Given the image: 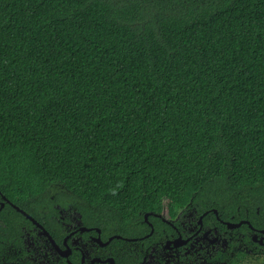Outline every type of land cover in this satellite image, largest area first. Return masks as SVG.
Wrapping results in <instances>:
<instances>
[{"label":"trees","instance_id":"16d2710c","mask_svg":"<svg viewBox=\"0 0 264 264\" xmlns=\"http://www.w3.org/2000/svg\"><path fill=\"white\" fill-rule=\"evenodd\" d=\"M3 197L61 247L63 211L92 229L71 247L137 239L84 242L115 264H143L177 235L163 219L189 217L232 233L208 262L264 264L249 225L222 223L264 230V0H0ZM10 203L0 264H19L14 249L80 264L75 249L30 259L23 230L38 228Z\"/></svg>","mask_w":264,"mask_h":264},{"label":"flooded vegetation","instance_id":"af4514ba","mask_svg":"<svg viewBox=\"0 0 264 264\" xmlns=\"http://www.w3.org/2000/svg\"><path fill=\"white\" fill-rule=\"evenodd\" d=\"M7 202L10 203L5 198H4V202H0V211L2 208L5 207V204ZM2 203H4L3 207H2ZM11 205L13 207L15 206L13 204H11ZM157 216L160 218V215H157ZM65 218L66 217L61 212L60 213V219L64 220ZM163 220L175 229L177 235L174 236V238L167 240L161 249H160L159 244L152 247L151 249H147V248L143 249L142 248L143 250L141 249V252L144 254L143 264H186L188 262V260H190L191 258H194V259L205 258L202 254L204 252L206 253V256L208 257L206 264H212V263L208 262V260L213 259V253L219 252V251H226L229 248V242L233 239L232 233H228L227 231H225L224 235H223L219 232L220 230H217L216 228L215 229L214 228L213 229L212 228L205 229L203 222H202V224L199 223V226H197L195 224V222H193V220L192 221L190 220V217L188 218L187 222L182 221L180 223V228L174 226L172 224V221H169L166 219H163ZM145 221L150 226V222L148 221V219ZM222 223L229 229V227L226 224L228 222H222ZM244 225H249L251 230H254L255 233L249 234V238L252 241H254L255 243L259 244V246L261 247L260 250L263 251L262 254L264 256V234H263L264 230L254 229L253 226L250 225V223L244 224ZM76 227H78V228L76 229ZM70 229H72L71 233L76 232L70 238H72L73 236L77 235L78 232H80L79 231V229H80L79 224L72 225L70 227ZM229 230H234V229H229ZM90 232H92V229L89 232L87 231V233H90ZM97 234L98 235H93V234L90 235L88 240H90V242H92L93 244H97V246L101 247V245L96 243L94 240L98 236L101 237V231H100V234L97 231ZM22 237L25 240V244H27L29 246V249H28L29 255L28 256L32 260H33V258H32L33 255L35 257L39 255L40 258L47 259L48 262L49 261L50 262H57L60 258L67 259V260L70 258V257L69 258L63 257L58 252H56V250L52 246L51 242L44 235L43 231L40 228H38V230L29 228L28 231L26 229H24ZM43 237H45L46 240H44ZM180 237H182L183 240H189V241L187 244H184V245L180 244L179 247H175L172 242L177 240ZM65 238H64V241H65ZM76 239H78V241L75 244L74 241H76ZM121 239H124V240L129 241V242H137V241H130V240H134V239H125L123 237H121ZM237 239L240 240L241 242H243L244 236L238 234ZM88 240H86L83 237H79V238L75 237L74 239H72V242H71L72 247L70 246L72 249L71 254L73 253V249H75L78 252V254L80 256V258H79L80 264H111L107 260H113L114 264H115L116 261H115L114 257L111 256V253H109V255H104V257L92 256V253L95 252L94 250H95L96 246H93L92 248H90V249H92V252H91V250H89V248L87 249L84 245V242L85 241L88 242ZM64 241L62 244L63 247L58 245L60 247V249H62V250L66 249V247L64 245ZM180 242H182V241H180ZM38 243L41 246H44V248H42L43 250L37 249ZM168 243H169V245L167 247ZM107 246H109V245H107ZM107 246L102 247V248H106ZM246 249H247V255L249 257H251L253 250H256L257 247L252 246V249H249V248H246ZM14 253H15V255H17L18 263L20 264L21 262H23L22 256H20L21 252H18V254H17L15 252V249H14ZM71 254H70V256H71ZM136 255H137V253H136ZM195 256H197V257H195ZM41 262H43V261L41 260ZM39 264H41V263H39ZM216 264H225V263L218 262Z\"/></svg>","mask_w":264,"mask_h":264},{"label":"water","instance_id":"95a60500","mask_svg":"<svg viewBox=\"0 0 264 264\" xmlns=\"http://www.w3.org/2000/svg\"><path fill=\"white\" fill-rule=\"evenodd\" d=\"M4 206V203H2V207ZM14 208L16 209V210H18L20 213H22L24 216H26L29 220H31L38 228H40L42 231H43V233H44V235L48 238V240L51 242V244H52V246L54 247V249L56 250V252H58L61 256H63V257H66V258H69L70 257V254H71V252H72V249H71V247H70V245L68 244V240H69V238L72 236V235H74L76 232H73V233H71L69 236H67L66 238H65V241H64V245H65V247H66V249L65 250H62V249H60V247L58 246V244L54 241V239L52 238V236L49 234V232L46 230V229H44V227L40 224V223H38L35 219H33L30 215H28V214H26L24 211H22L21 209H19L18 207H16V206H14ZM215 213L218 215V212L217 211H215ZM148 214L145 216V220H147L148 219ZM202 222H203V217H201L200 218V224H202ZM227 224V226L229 227V229H237V228H240L242 225H244V224H249V222L248 221H242V222H240V223H230V222H228V223H226ZM150 226H151V233H150V235L151 234H153V232H154V228H153V225L150 223ZM91 229H88V228H86V227H80V229H79V231L81 232V233H84V232H89ZM98 232H99V234H100V230H97ZM263 234H264V231H263ZM149 235H147L146 237H148ZM114 239H121V237L120 236H113V237H111L107 242H103L102 240H101V237L100 236H98V237H96L94 240H95V242L96 243H98L99 245H101V247H105V246H107V245H109V243L112 241V240H114ZM130 241H137V239H134V240H130ZM180 241H182V242H180ZM188 241L189 240H183L182 239V237H180V238H178L177 240H175V241H173L172 243L174 244V246L175 247H179L180 246V244H187L188 243ZM171 244V243H170ZM168 245H169V243L167 244V247H168ZM99 261V260H98ZM107 261H109L111 264H114V261L113 260H107Z\"/></svg>","mask_w":264,"mask_h":264},{"label":"rangeland","instance_id":"374dc122","mask_svg":"<svg viewBox=\"0 0 264 264\" xmlns=\"http://www.w3.org/2000/svg\"><path fill=\"white\" fill-rule=\"evenodd\" d=\"M62 213H63V215L65 217L70 218V220H72L75 225L79 224V221H78L75 213H73V212H64V211ZM77 241H78V239H76V241H74L75 244H76ZM245 264H250V263H245Z\"/></svg>","mask_w":264,"mask_h":264}]
</instances>
